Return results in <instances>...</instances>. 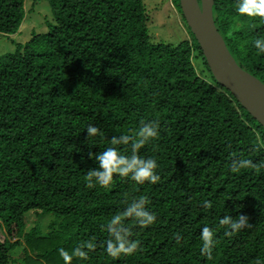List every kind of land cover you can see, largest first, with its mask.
Listing matches in <instances>:
<instances>
[{"label":"trees","instance_id":"1","mask_svg":"<svg viewBox=\"0 0 264 264\" xmlns=\"http://www.w3.org/2000/svg\"><path fill=\"white\" fill-rule=\"evenodd\" d=\"M46 1L54 24L0 56V264H65L57 250L88 241L89 258L71 264H264V169L230 170L237 158L264 161V129L212 77L179 0L191 39L176 46L151 41L143 0ZM25 3L0 0V35L18 32ZM239 3L214 0V23L237 65L264 84V53L253 46L264 17L239 14ZM153 120L159 136L139 154L157 160L160 181L114 176L108 188L89 187L98 167L89 154L131 155L112 138ZM89 126L103 136L88 137ZM142 196L157 223L129 219L139 250L108 257L103 226ZM30 212L57 223L42 236L27 229ZM225 215H246L253 227L227 236ZM204 226L215 230L211 259L200 251Z\"/></svg>","mask_w":264,"mask_h":264},{"label":"clouds","instance_id":"2","mask_svg":"<svg viewBox=\"0 0 264 264\" xmlns=\"http://www.w3.org/2000/svg\"><path fill=\"white\" fill-rule=\"evenodd\" d=\"M238 12L250 17H264V0H240ZM253 46L259 53H264V37L256 38ZM159 129V123L153 120L143 123L135 136L121 134L112 138V145L130 146L131 155L123 154L118 147H108L94 156L90 153V157L95 158L98 167L87 172L86 179L89 181V187L98 184L102 188H108L111 186L114 176L129 178L140 185L146 182L157 184L161 179L157 174V160L150 157L145 158L139 152L146 144L159 136ZM87 134L88 137L103 136V133L95 126H89ZM246 169L260 172L264 169V161L254 162L241 157L234 159L230 164L232 173L238 174ZM148 205L149 200L146 196L134 198L123 211L112 215L107 224L103 226L109 233V239L104 247L108 257L118 259L122 255H134L139 250L140 242L133 238V231L127 221L131 219L140 228H148L156 224L158 217L149 210ZM204 206L211 208L212 204L205 202ZM219 225L224 227L227 236L253 227L246 215H239L235 218L225 215L219 220ZM175 239L179 242L182 237L176 233ZM200 239L202 241L201 254L211 259L216 245L215 230L204 226L201 229ZM94 249L95 244L88 241L77 246L71 254L64 248H59L57 251L65 264H71L73 257L87 260L90 251Z\"/></svg>","mask_w":264,"mask_h":264},{"label":"water","instance_id":"3","mask_svg":"<svg viewBox=\"0 0 264 264\" xmlns=\"http://www.w3.org/2000/svg\"><path fill=\"white\" fill-rule=\"evenodd\" d=\"M214 0H179L184 21L214 80L264 129V84L237 65L213 19Z\"/></svg>","mask_w":264,"mask_h":264},{"label":"rangeland","instance_id":"4","mask_svg":"<svg viewBox=\"0 0 264 264\" xmlns=\"http://www.w3.org/2000/svg\"><path fill=\"white\" fill-rule=\"evenodd\" d=\"M143 3L149 18L147 29L153 43L176 46L191 39L172 0H143ZM47 24H54L48 2L46 0L36 2L26 0L25 18L18 32L11 36L0 35V56L13 52L16 44H24L32 34L46 33L48 31ZM193 65L197 73L201 75L202 66L199 61H194ZM25 218L27 229L35 225L39 226L42 236L46 235L50 224L57 223V219L52 213L41 215L30 212L25 215ZM3 239L4 235L0 233V240Z\"/></svg>","mask_w":264,"mask_h":264}]
</instances>
